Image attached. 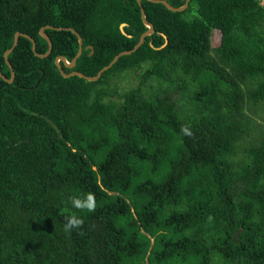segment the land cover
I'll use <instances>...</instances> for the list:
<instances>
[{"label": "trees", "instance_id": "16d2710c", "mask_svg": "<svg viewBox=\"0 0 264 264\" xmlns=\"http://www.w3.org/2000/svg\"><path fill=\"white\" fill-rule=\"evenodd\" d=\"M141 7L153 34L96 80L57 68L78 49L64 28L44 30L45 57L23 36L9 53L0 264H264V0H0V72L15 31L44 53L49 24L83 39L63 71L93 76L146 30ZM88 192L94 212L68 203Z\"/></svg>", "mask_w": 264, "mask_h": 264}, {"label": "water", "instance_id": "95a60500", "mask_svg": "<svg viewBox=\"0 0 264 264\" xmlns=\"http://www.w3.org/2000/svg\"><path fill=\"white\" fill-rule=\"evenodd\" d=\"M136 1H137V3L139 5H141V1L142 0H136ZM148 1L155 2V3H162V4H164L166 6L167 9H169L170 11H174V12L175 11H182V10H184L188 6V2H189V0H185V2L182 5H180V6H173L167 0H148ZM140 12H141V19H142L143 24L146 27V30L143 31L140 34V36L138 38V41L136 42V44L134 45V47L132 49H130V50H123V51L117 53L113 57V59L107 65L103 66L93 76L85 75L84 73H82L80 71H77V70H72L69 73H66V72L63 71L62 66H65L67 68H73L75 66L76 60L81 55L82 50H83V45H82L83 39H82L81 35L76 30H74L72 27H54V26H51L49 24H46L45 26L41 27L40 30H39L40 35L47 41V44H48L47 50L44 53H39V52L36 51V41H35V39L32 36H30L27 33L21 32V31H15L14 32L12 46L10 48H8L4 52V59H5L6 64L8 65V67L10 69V77L7 78L2 72H0V77L2 79H4L5 81H7V82H12L13 79H14L15 72H14V70L12 68V65L10 64V62L8 60V55L14 49V47L16 46V44L18 42L19 36L26 37V38H28L31 41V49H32V51L34 52L35 55H37L39 57H45V56L49 55L50 52H51V50H52V41H51L50 37L47 35V33L44 30L45 29H48V28L49 29L56 28L57 30H60V29L64 28V29L70 30V31H72L73 33L76 34L77 39H78V49H77L76 54L73 56V58L71 60H68L64 55H58V56H56L55 59H54V62L56 64L57 68L59 69V71L61 72V74L63 76H65V77H68V76H71V75H78V76L83 77V78H85V79H87L89 81L96 80V79H98L101 76V74H102L103 71H105L106 69L110 68L115 63V61L118 59V57L120 55L130 54V53L134 52L136 49H138L141 46V44H143L146 36H150L151 34H153V32H154V26H153V24L151 22H149L146 19V14H145V11H144V9L142 7L140 8ZM125 25H126V23L125 22H122L119 25V27H120L121 31L126 36H129L130 37L131 35L128 34V33H126L124 31V29H123V27ZM166 42H167V40H166V37H165V43L163 45H165ZM163 45H161V46H163ZM86 48H90L91 49V51L89 52V54L92 53V51H93L92 45H88V46H86Z\"/></svg>", "mask_w": 264, "mask_h": 264}, {"label": "clouds", "instance_id": "9594fccd", "mask_svg": "<svg viewBox=\"0 0 264 264\" xmlns=\"http://www.w3.org/2000/svg\"><path fill=\"white\" fill-rule=\"evenodd\" d=\"M180 131L182 135L189 138L194 135L190 124L182 125ZM68 203H70L72 207L80 211L94 212L96 210V198L95 193L93 192L86 193L83 199L78 196H71L69 197ZM65 220L66 223L64 227L66 231L79 229L84 224V220L81 217H78L75 213L67 215L65 217Z\"/></svg>", "mask_w": 264, "mask_h": 264}, {"label": "rangeland", "instance_id": "374dc122", "mask_svg": "<svg viewBox=\"0 0 264 264\" xmlns=\"http://www.w3.org/2000/svg\"><path fill=\"white\" fill-rule=\"evenodd\" d=\"M211 43L212 46H215L218 43V30H213L211 32ZM165 43V42H164ZM138 73H140V70L137 71ZM116 82H117V90H119V92L130 88L132 86H136L137 84V77L135 76V72H130L126 77L119 79V78H115ZM177 96V93H175V97ZM116 98V97H115Z\"/></svg>", "mask_w": 264, "mask_h": 264}, {"label": "bare ground", "instance_id": "6f19581e", "mask_svg": "<svg viewBox=\"0 0 264 264\" xmlns=\"http://www.w3.org/2000/svg\"><path fill=\"white\" fill-rule=\"evenodd\" d=\"M195 19V18H194ZM69 73V72H68Z\"/></svg>", "mask_w": 264, "mask_h": 264}]
</instances>
